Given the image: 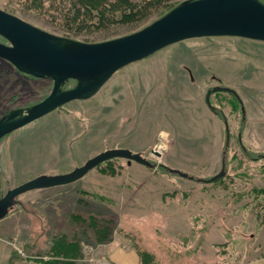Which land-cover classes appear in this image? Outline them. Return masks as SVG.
Masks as SVG:
<instances>
[{"label": "rangeland", "instance_id": "rangeland-1", "mask_svg": "<svg viewBox=\"0 0 264 264\" xmlns=\"http://www.w3.org/2000/svg\"><path fill=\"white\" fill-rule=\"evenodd\" d=\"M0 8L85 42L133 32L160 11L135 26L73 33L47 1L36 8L25 0H0ZM14 70L0 58V88L6 91L0 114L13 100L29 104L52 86L50 79L23 78ZM213 85L237 96L215 91L211 109L204 96ZM112 147L204 178L220 169L225 150L226 175L202 182L116 157L72 182L19 194L23 206L41 217L45 199H54L56 234L78 240L81 262L87 264L82 258L92 251L107 256L103 244L116 238L137 251L140 264L143 252L151 255L150 264H264V40L191 37L121 67L92 96L71 100L0 140V194L39 174L67 172ZM43 217V226L22 210L0 219V264H25L14 248L45 256L49 264L47 241L56 234ZM27 222L35 227L27 229ZM96 223H107L109 231L96 233Z\"/></svg>", "mask_w": 264, "mask_h": 264}, {"label": "water", "instance_id": "water-1", "mask_svg": "<svg viewBox=\"0 0 264 264\" xmlns=\"http://www.w3.org/2000/svg\"><path fill=\"white\" fill-rule=\"evenodd\" d=\"M213 35L242 36L264 40V1L262 0H181L171 9L141 28L114 38L85 42L51 33L20 16L0 8V58L19 72L52 81L49 93L38 102L11 109L0 117V139L7 133L74 100L86 99L98 91L121 67L147 57L155 51L180 40ZM69 80L74 84L62 86ZM236 92L227 86L213 85L205 92V103L212 108L210 94L215 91ZM241 102V101H240ZM241 114L244 108L241 103ZM227 147L229 129L223 118ZM239 142L240 133H238ZM151 153L161 155L152 148ZM121 157L148 168L157 166L169 173L211 182L226 173L225 150L220 169L210 177H194L164 163H153L139 151L127 147L106 148L87 158L81 165L58 174H39L11 188L0 196V219L19 203L17 196L27 190L46 188L72 182L99 163Z\"/></svg>", "mask_w": 264, "mask_h": 264}, {"label": "trees", "instance_id": "trees-1", "mask_svg": "<svg viewBox=\"0 0 264 264\" xmlns=\"http://www.w3.org/2000/svg\"><path fill=\"white\" fill-rule=\"evenodd\" d=\"M46 1L62 20L61 26L68 31L77 33L95 29L104 33L113 26H135L159 10L157 16H160L180 0H25L36 8H40ZM242 152L249 153L245 147ZM225 162H227L226 159ZM159 168L165 170L162 167ZM224 176L211 182L218 181ZM96 225V233L109 231L107 223L99 225L96 223ZM45 254L49 255V264H84L78 259L82 254L78 240L69 239L63 233L53 236ZM139 254L142 264L152 262L150 254L146 252Z\"/></svg>", "mask_w": 264, "mask_h": 264}, {"label": "crops", "instance_id": "crops-1", "mask_svg": "<svg viewBox=\"0 0 264 264\" xmlns=\"http://www.w3.org/2000/svg\"><path fill=\"white\" fill-rule=\"evenodd\" d=\"M45 202H46L45 203V209L42 210V213L46 217L45 220H52L51 223L49 222V227H51L52 235H54L56 233H59L58 231H60L56 228L57 222L52 217L53 213H51V208L52 209L54 208V207H52V205L54 204V199H45ZM14 210L24 211L27 215V219L34 216L36 218V220L38 221V225L40 224V226H43V224H44L43 214L41 217L38 213L34 212L33 210H28L27 208H25V206H18L17 209H12V211H10V212H13ZM33 226L34 225L27 222V225H26L27 229H30V227H33ZM32 239L33 238H31L30 240L32 241ZM26 241L27 240H25L23 244H25ZM47 243H49V245H50V243H51L50 240H48ZM103 245L105 246L104 250L107 254V257L109 259L113 260L114 262H116L117 264H140L137 251L134 248H131V247L125 245V243L120 242L118 239L112 238L110 241L104 242ZM13 248H14V246H13ZM16 250L17 249L14 248V251H16ZM35 254H37V253H35ZM15 264H18V263H15Z\"/></svg>", "mask_w": 264, "mask_h": 264}, {"label": "built area", "instance_id": "built-area-1", "mask_svg": "<svg viewBox=\"0 0 264 264\" xmlns=\"http://www.w3.org/2000/svg\"><path fill=\"white\" fill-rule=\"evenodd\" d=\"M17 251L23 257L25 264H46L44 261L46 259L45 256L40 257L39 255L26 254L20 248H18ZM82 260L87 264H117L107 256L98 254L95 251L90 252L88 255L82 258Z\"/></svg>", "mask_w": 264, "mask_h": 264}, {"label": "flooded vegetation", "instance_id": "flooded-vegetation-1", "mask_svg": "<svg viewBox=\"0 0 264 264\" xmlns=\"http://www.w3.org/2000/svg\"><path fill=\"white\" fill-rule=\"evenodd\" d=\"M15 70H14V72L16 73V74H18V75H20V76H22L23 78H29V79H37V77H33V76H31V75H29V74H25V73H22V72H19L16 68H14ZM187 72L188 73H190L189 72V70H187ZM1 78H2V76H0ZM39 79V78H38ZM74 81V80H73ZM67 83V82H66ZM66 83L62 86V88H69V87H71V86H66ZM52 87V86H51ZM51 89V88H50ZM11 91V90H10ZM10 91H8V92H10ZM17 90H15L14 92H16ZM50 91V90H49ZM49 91H48V93H49ZM13 92V93H14ZM225 92H227V93H230L229 91H225ZM12 93V92H11ZM17 93V92H16ZM47 93V94H48ZM5 94H6V91H3V90H1V88H0V101H1V98L3 97V96H5ZM47 94H45L42 98H40V99H37V100H35V101H31L29 104H27V103H24L23 101H21V102H16L15 100H13V103L9 106V107H7V108H5L4 109V111H2L1 112V114H0V117L3 115V114H5L6 112H8V111H10L11 109H14V108H18V107H26V106H28V105H31V104H33V103H35V102H38L39 100H41V99H43ZM231 95H233L232 93H230ZM14 95V94H13ZM234 96V95H233ZM235 97V96H234ZM239 103V102H238ZM0 104H1V102H0ZM62 106V105H61ZM239 106H240V103H239ZM60 107V106H59ZM222 116H224V115H222ZM225 118V117H224ZM22 127V126H21ZM18 129V128H17ZM16 130V129H15ZM14 131V130H13ZM12 132V131H11ZM11 132H9V133H7L6 135H4L2 138H4L5 136H7L8 134H10ZM1 138V139H2ZM0 139V140H1ZM240 144V143H239ZM240 146H242L241 144H240ZM244 148V147H243ZM242 148V149H243ZM102 163V162H101ZM100 164V163H99ZM2 194H0V196H1ZM17 199H18V196H17ZM18 201H19V199H18ZM20 202V201H19ZM21 203V202H20ZM16 206H23V203H21L20 205H16ZM13 208H14V206H13ZM13 208H11L9 211H11Z\"/></svg>", "mask_w": 264, "mask_h": 264}, {"label": "bare ground", "instance_id": "bare-ground-1", "mask_svg": "<svg viewBox=\"0 0 264 264\" xmlns=\"http://www.w3.org/2000/svg\"><path fill=\"white\" fill-rule=\"evenodd\" d=\"M5 43H7V42H5Z\"/></svg>", "mask_w": 264, "mask_h": 264}]
</instances>
